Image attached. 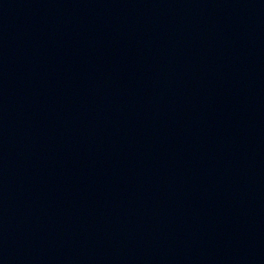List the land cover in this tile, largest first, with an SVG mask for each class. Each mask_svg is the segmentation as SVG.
I'll return each instance as SVG.
<instances>
[{
	"label": "water",
	"instance_id": "water-1",
	"mask_svg": "<svg viewBox=\"0 0 264 264\" xmlns=\"http://www.w3.org/2000/svg\"><path fill=\"white\" fill-rule=\"evenodd\" d=\"M0 264H264V0H0Z\"/></svg>",
	"mask_w": 264,
	"mask_h": 264
}]
</instances>
